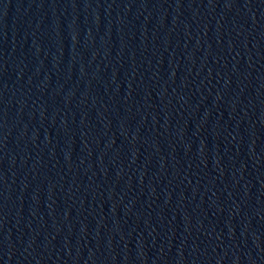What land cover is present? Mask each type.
Listing matches in <instances>:
<instances>
[{"label": "water", "instance_id": "obj_1", "mask_svg": "<svg viewBox=\"0 0 264 264\" xmlns=\"http://www.w3.org/2000/svg\"><path fill=\"white\" fill-rule=\"evenodd\" d=\"M0 264H264V0H0Z\"/></svg>", "mask_w": 264, "mask_h": 264}]
</instances>
